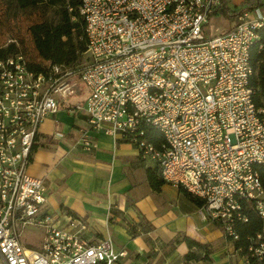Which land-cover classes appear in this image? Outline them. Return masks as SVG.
Listing matches in <instances>:
<instances>
[{
	"label": "built area",
	"instance_id": "2783aa9c",
	"mask_svg": "<svg viewBox=\"0 0 264 264\" xmlns=\"http://www.w3.org/2000/svg\"><path fill=\"white\" fill-rule=\"evenodd\" d=\"M221 0H80L87 62L78 68L24 54L0 60V260L3 264H115L126 256L110 238L89 243L85 223L62 220L47 205L42 179L28 173L40 124L59 110H84L90 128L134 145L160 178L202 202L229 241L245 221L241 202L264 221V109L253 103L249 51L264 24L262 7L224 33L205 26ZM83 90L87 94L83 95ZM163 139L156 148L146 127ZM76 145L95 142L82 133ZM40 228L38 249L21 237ZM253 252L264 264V228ZM246 264H250L246 261Z\"/></svg>",
	"mask_w": 264,
	"mask_h": 264
},
{
	"label": "crops",
	"instance_id": "0c3cea01",
	"mask_svg": "<svg viewBox=\"0 0 264 264\" xmlns=\"http://www.w3.org/2000/svg\"><path fill=\"white\" fill-rule=\"evenodd\" d=\"M82 133L94 149L76 145ZM155 168L131 143L92 130L84 110H59L39 126L28 173L42 179L50 211L85 223L87 242L110 238L116 251L126 252L115 264H246L219 223L203 218L183 189L150 186L147 170ZM23 235L25 246L40 247L42 238L27 242ZM183 237L208 245L209 261H185Z\"/></svg>",
	"mask_w": 264,
	"mask_h": 264
},
{
	"label": "trees",
	"instance_id": "16d2710c",
	"mask_svg": "<svg viewBox=\"0 0 264 264\" xmlns=\"http://www.w3.org/2000/svg\"><path fill=\"white\" fill-rule=\"evenodd\" d=\"M20 7L34 6L39 3L59 6L61 8V18L57 24L40 22L33 24L29 28V34L34 49L41 61H48L53 65H62L73 68V63L85 53L87 40L85 36V23L79 13L80 0H16ZM230 0H221L219 10L225 17L233 22L238 15L243 12L260 7L264 0H243L238 10H232L228 3ZM258 40L251 46L249 51L250 64L253 74L250 77L249 84L253 89L252 100L256 108L264 109V24L258 29ZM17 53H22L17 49L14 42L0 47V60L6 59ZM28 67L36 72L42 70L41 66L28 61ZM144 138L160 148L163 139L160 132L151 127H146ZM124 141V140H123ZM259 180L264 188V166H257ZM158 170L148 169L147 178L150 186L157 189L163 183L158 178ZM191 201L197 206L202 202L187 194ZM242 214L245 221L236 220L233 229L237 239L232 240L235 250L250 264H256L257 260L252 255L258 246L257 235L264 228V221L257 214L253 204L249 201L241 202ZM182 240L188 247V252L184 256L185 261H209L210 248L208 245L200 244L187 237Z\"/></svg>",
	"mask_w": 264,
	"mask_h": 264
},
{
	"label": "rangeland",
	"instance_id": "374dc122",
	"mask_svg": "<svg viewBox=\"0 0 264 264\" xmlns=\"http://www.w3.org/2000/svg\"><path fill=\"white\" fill-rule=\"evenodd\" d=\"M242 2L243 0H230L228 6L232 10H238ZM260 7L264 12V3ZM60 18L61 8L59 6L39 3L34 6L20 7L16 0H0V47L14 42L17 49L24 53L27 61L37 63L41 60L29 34L30 26L40 22L57 24ZM230 25V21L218 9L205 26V33L208 36L224 33ZM86 62L87 55L83 53L72 65L73 68H78ZM23 236L27 242H37L42 238V230L40 228L30 229ZM0 264H3L1 260Z\"/></svg>",
	"mask_w": 264,
	"mask_h": 264
}]
</instances>
